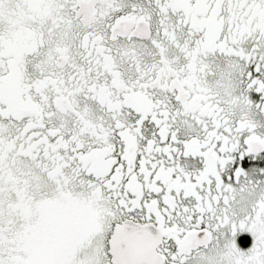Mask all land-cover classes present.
<instances>
[{
	"label": "snow or ice",
	"instance_id": "snow-or-ice-1",
	"mask_svg": "<svg viewBox=\"0 0 264 264\" xmlns=\"http://www.w3.org/2000/svg\"><path fill=\"white\" fill-rule=\"evenodd\" d=\"M0 264H264V0H0Z\"/></svg>",
	"mask_w": 264,
	"mask_h": 264
}]
</instances>
